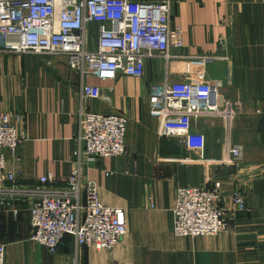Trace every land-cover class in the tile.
Returning <instances> with one entry per match:
<instances>
[{
    "label": "crops",
    "instance_id": "1",
    "mask_svg": "<svg viewBox=\"0 0 264 264\" xmlns=\"http://www.w3.org/2000/svg\"><path fill=\"white\" fill-rule=\"evenodd\" d=\"M170 1L171 26L182 32V46L172 48L179 57L170 64L148 59L141 77L90 79L102 88L101 99H82L80 75L66 56L0 52V109L19 114L17 125L25 134L15 155L6 151L7 168L21 170L25 183L50 173L56 185L64 184L73 167L82 106L129 119L127 154L100 157L86 168L102 203L126 210L122 240L112 249H98L77 247L66 236L56 256L28 240L29 264H264V0ZM98 28L88 24L92 47ZM167 70L171 80L215 85L233 103L229 125L222 118L194 122L193 129L205 135L203 153L161 135L160 122L150 113V86ZM233 145H241L239 161L229 159ZM218 180L232 228L216 235L177 234L178 190ZM236 188L244 208L233 201ZM17 207V215L0 213V243L7 246L20 245L30 234L26 206ZM9 264H14L10 257Z\"/></svg>",
    "mask_w": 264,
    "mask_h": 264
},
{
    "label": "built area",
    "instance_id": "2",
    "mask_svg": "<svg viewBox=\"0 0 264 264\" xmlns=\"http://www.w3.org/2000/svg\"><path fill=\"white\" fill-rule=\"evenodd\" d=\"M99 25L95 47L88 24ZM226 44V39L223 40ZM182 46L180 28L171 26L170 0H0V52L35 56H66L81 78V97L103 98L102 88L90 79L114 80L118 74L141 77L147 60L163 58L170 64L172 48ZM208 56L195 57L209 59ZM150 113L159 133L180 138L184 146L203 153L205 135L193 129L199 119L235 117L233 103L212 84L194 80H163L150 86ZM73 167L63 185L52 174L30 184L21 170H8L6 151L15 155L25 134L17 125L22 117L0 109V213H19L26 206L29 241L58 254L66 236L75 245L112 249L127 232L125 209L102 203L98 185L86 168L100 157L127 154L129 119L120 113H101L81 107ZM13 119L17 121L15 124ZM229 159L242 158L241 145L228 148ZM174 228L182 236L216 235L232 228L226 216L222 182L178 190ZM233 201L244 208L239 188ZM7 245L0 243V264L7 263Z\"/></svg>",
    "mask_w": 264,
    "mask_h": 264
},
{
    "label": "rangeland",
    "instance_id": "3",
    "mask_svg": "<svg viewBox=\"0 0 264 264\" xmlns=\"http://www.w3.org/2000/svg\"><path fill=\"white\" fill-rule=\"evenodd\" d=\"M222 120L225 122V124L227 125L226 119L224 117H221ZM28 212V211H27ZM4 214L6 215H10L12 213L10 212H4ZM29 225V224H28ZM29 236L27 237L26 240H24V244L21 243L20 245H11V246H7V263L9 264V257L12 259V261L14 262V264H29L31 263L29 261V257L28 256V252L30 250V246L32 247L31 243H29ZM33 249V247H32ZM31 252V250H30Z\"/></svg>",
    "mask_w": 264,
    "mask_h": 264
}]
</instances>
